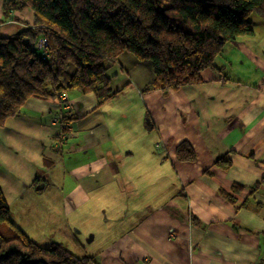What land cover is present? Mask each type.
<instances>
[{
    "label": "crops",
    "instance_id": "0c3cea01",
    "mask_svg": "<svg viewBox=\"0 0 264 264\" xmlns=\"http://www.w3.org/2000/svg\"><path fill=\"white\" fill-rule=\"evenodd\" d=\"M3 12L0 3L2 38L22 29L18 20L33 22L29 10ZM254 16V34L225 44L216 59L222 71H203L199 83L144 93L150 64L121 54L108 65L113 97L101 106L75 92L66 109L29 99L0 127V189L12 223V206L26 224L40 217L30 223L37 240L23 231L32 240L71 249L69 242L84 254L72 253L99 264H257L264 258V18ZM63 113L69 128L60 144L51 121ZM182 142L194 161L176 158ZM222 157L228 168L215 164ZM36 180L46 184L40 193ZM96 193H108L107 235L76 226Z\"/></svg>",
    "mask_w": 264,
    "mask_h": 264
},
{
    "label": "trees",
    "instance_id": "16d2710c",
    "mask_svg": "<svg viewBox=\"0 0 264 264\" xmlns=\"http://www.w3.org/2000/svg\"><path fill=\"white\" fill-rule=\"evenodd\" d=\"M1 1L6 10L31 11L35 28L0 38V127L31 98L57 100L66 109L67 94L75 92L105 104L113 97L106 71L121 54L150 62L153 79L144 93L199 83L203 71H222L216 59L225 44L254 34L250 16L264 18V0ZM40 39L47 44L44 53L35 48ZM54 119L60 131L69 123L64 113ZM175 156L181 162L196 158L187 142L176 147ZM215 164L225 169L229 160ZM40 183L44 180L34 182L37 193L46 186ZM0 264L99 263L63 243L32 240L10 220L0 189Z\"/></svg>",
    "mask_w": 264,
    "mask_h": 264
},
{
    "label": "rangeland",
    "instance_id": "374dc122",
    "mask_svg": "<svg viewBox=\"0 0 264 264\" xmlns=\"http://www.w3.org/2000/svg\"><path fill=\"white\" fill-rule=\"evenodd\" d=\"M0 3L2 5L3 11L6 12V13L3 12L4 16L5 15L7 16L9 12L14 11V10H6L3 1L0 0ZM22 11H14V12H22ZM18 17L22 18V15L18 14ZM252 17H255V16L251 15L250 19ZM12 20H14V19H11V22H13ZM18 21L20 22V24L23 27L19 32H16V33H20V32L26 31L28 29L35 28V26L33 25V22L30 24H27L24 21H22L21 19ZM0 38H2V37H0ZM46 47H47V44H45L44 46L36 45L35 48L44 53V52H46ZM141 62L150 63L149 61H141ZM63 99H65V98H63ZM108 116L113 118L114 120H116V117L112 112L108 111ZM51 124L52 125L58 124V122L57 121L55 122V119H52ZM68 128H69V123L61 129L60 134L58 135V138L61 135V138L59 139L60 144L64 141V139L66 137V132H65L66 130H63V129H68ZM158 147H161L164 150V145L162 144V142H161V144L158 145ZM68 189L69 188L64 186V188L61 192L63 196L68 195V192H69ZM89 204H90L89 209H87L86 206H84L85 204L82 205V207L79 209V212L83 216V219L76 226H79L80 230L89 231V230H91V228H95V225H96V232H95L96 234H100V233L104 234L106 232V235H107L108 234V228L112 226V225H108V213H107L108 212V193L93 194L90 197ZM87 210L89 211V214H85ZM12 211H14V212L16 211L15 206H12ZM14 212H13L14 218H15V221L18 223V225H17L18 227L14 223L13 224L18 229H20L22 232L23 231L27 232L31 237H33L34 239L37 240L38 239L37 236L39 235V232H37L35 230L34 226L32 228H30L31 227L30 223H33L34 221H39L38 219H40V217H38V219H37L35 216L31 215V217L29 218L28 224H26L25 218L23 216L21 217V213L19 212V208L17 209V211L15 213ZM74 215H75V213H73L71 216L72 220H73V218H75ZM103 216H106V219H104ZM92 232H94V231H92ZM27 233H25V234L28 236ZM91 235H93V234H91ZM91 235H89L87 237H90ZM30 236H28V237H30ZM57 243H61V242H57ZM63 244H65V243H63ZM68 244H69V248H71V249H69L71 252H74V253L75 252L76 253L81 252L82 253V251H80L79 249L75 250L72 247L71 243L68 242ZM85 252H86L85 254H89L87 250ZM82 254H84V253H82Z\"/></svg>",
    "mask_w": 264,
    "mask_h": 264
},
{
    "label": "built area",
    "instance_id": "2783aa9c",
    "mask_svg": "<svg viewBox=\"0 0 264 264\" xmlns=\"http://www.w3.org/2000/svg\"><path fill=\"white\" fill-rule=\"evenodd\" d=\"M46 44V41L44 40V39H40L37 43H36V45H42V46H44ZM58 122V120L56 119L55 120V122Z\"/></svg>",
    "mask_w": 264,
    "mask_h": 264
}]
</instances>
